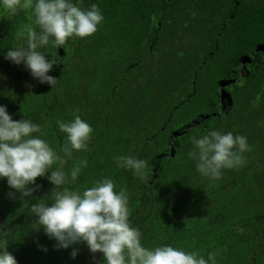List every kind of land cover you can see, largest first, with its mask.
Listing matches in <instances>:
<instances>
[{
  "label": "trees",
  "instance_id": "16d2710c",
  "mask_svg": "<svg viewBox=\"0 0 264 264\" xmlns=\"http://www.w3.org/2000/svg\"><path fill=\"white\" fill-rule=\"evenodd\" d=\"M72 2L97 4L104 19L91 37L38 49L55 61L52 87L5 59L26 44L31 10L10 16L0 7V105L13 120L40 125L43 134L33 135L57 153L66 139L57 120L86 121L92 138L67 161L65 187L82 192L111 179L129 196V222L144 247L198 251L205 259L215 252V264H264V0ZM215 69H225V78ZM212 130L244 136L252 149L218 180L201 176L188 155L191 138ZM118 156L147 160V174L118 167ZM82 159L87 166L73 181L71 168ZM48 175L23 199L0 179L7 251L17 264H104L83 242L57 249L42 228L31 229V204L52 202Z\"/></svg>",
  "mask_w": 264,
  "mask_h": 264
},
{
  "label": "clouds",
  "instance_id": "9594fccd",
  "mask_svg": "<svg viewBox=\"0 0 264 264\" xmlns=\"http://www.w3.org/2000/svg\"><path fill=\"white\" fill-rule=\"evenodd\" d=\"M0 7L10 16L21 9L31 10L34 20L32 25L25 26L26 44L10 48L5 59L15 65L23 64L34 80L51 87L58 81L48 75L55 61L38 49H59L68 38L91 37L104 19L97 4L83 9L72 0H0ZM57 126L66 137L59 153L33 135L43 134L40 125L24 118L13 120L6 107L0 105V179H6L10 189L21 193V199L31 197L39 189V185L29 186L46 173H50L47 179L54 186L46 195L52 201L50 204L43 198L31 204L30 213L36 218L32 230L42 228L48 238L56 241L57 249L83 242L90 253L102 254L104 264H215V252L205 259L198 251L186 252L172 246L144 247L141 232L129 222V196L124 189L115 191L111 179L96 181L82 192L65 187L69 173L64 167L74 152L88 150L93 128L79 115L70 122L57 120ZM191 143L194 148L188 155L196 160L197 171L213 180L221 178L223 169L243 165V153L252 150L246 137L217 130L200 138L192 137ZM115 162L141 178L147 174V160L118 156ZM54 165L58 166L53 170ZM86 166V159L74 164L71 180L75 181ZM9 196L14 197V193ZM7 235L8 232L0 231V237H4L0 240V264H17L7 251ZM76 255V250L70 253L73 259Z\"/></svg>",
  "mask_w": 264,
  "mask_h": 264
},
{
  "label": "rangeland",
  "instance_id": "374dc122",
  "mask_svg": "<svg viewBox=\"0 0 264 264\" xmlns=\"http://www.w3.org/2000/svg\"><path fill=\"white\" fill-rule=\"evenodd\" d=\"M226 69V68H225ZM225 69L223 70V69H215L216 70V73H217V71L219 72L218 73V76L220 77V78H225V76H226V74H227V72L225 71ZM214 81H215V79H214ZM218 89H219V87H218ZM208 104V103H207ZM202 106H203V104H201ZM202 106H197L196 107V112H203V110H204V108H202Z\"/></svg>",
  "mask_w": 264,
  "mask_h": 264
}]
</instances>
